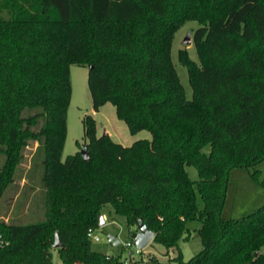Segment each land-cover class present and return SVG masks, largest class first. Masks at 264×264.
<instances>
[{
	"label": "trees",
	"instance_id": "16d2710c",
	"mask_svg": "<svg viewBox=\"0 0 264 264\" xmlns=\"http://www.w3.org/2000/svg\"><path fill=\"white\" fill-rule=\"evenodd\" d=\"M190 20L198 63L178 51L188 99L171 45ZM70 64L88 66L94 111L109 102L132 134L151 139L123 146L97 136L85 115L88 159L60 160ZM29 142L26 178L38 171L42 219L0 218V264H50L54 235L61 264H116L87 236L107 205L128 226L141 218L152 242L177 248L165 264H264V204L221 215L230 171L264 160V0H0V197ZM258 175L250 174L264 187ZM192 222L202 248L184 260L179 241Z\"/></svg>",
	"mask_w": 264,
	"mask_h": 264
},
{
	"label": "rangeland",
	"instance_id": "374dc122",
	"mask_svg": "<svg viewBox=\"0 0 264 264\" xmlns=\"http://www.w3.org/2000/svg\"><path fill=\"white\" fill-rule=\"evenodd\" d=\"M198 27L196 21H186L174 34L171 45V60L177 71L179 80L188 99L192 97V88L188 81L187 69L178 59L179 49H186L192 60L198 63V57L193 44V33ZM189 33L190 43L184 44L183 40ZM88 66L69 65L70 98L66 108V133L61 149L60 160L80 149L87 141L84 135L83 117L91 115L95 120L97 136L110 133V137L123 146L131 145L135 140L151 139L147 130H140L132 134L124 121L115 113V107L107 102L98 111L92 108V101L87 85ZM35 143L29 142L24 150V157L16 172L17 177L11 186H8L0 197V218L4 221L17 223H30L42 219V191L35 187V178L38 171L34 168L29 172L27 183V167ZM191 179H198L194 167L186 168ZM259 171V180L264 178V160L250 168H234L230 171L227 196L222 210V217L237 218L249 214L254 209L264 204V187L251 179L250 174ZM27 183V185H26ZM26 185V186H25ZM35 188V192H29ZM24 189V190H23ZM200 202V200H199ZM105 225L96 229L99 241H91L94 250L103 252L106 259L116 261V264H165L169 258L177 255V248H166L156 242H151L143 250L136 253L132 247L126 246L131 241L130 234L135 230V225L128 226L124 217L114 214L109 205L102 209ZM198 222L189 224L191 231L188 240L179 241V248L183 259L188 260L198 253L202 244L196 229ZM118 237L120 243L111 246L107 240L108 234ZM132 251V252H131ZM50 264H61L57 251L50 247ZM264 254V246L261 249Z\"/></svg>",
	"mask_w": 264,
	"mask_h": 264
},
{
	"label": "water",
	"instance_id": "95a60500",
	"mask_svg": "<svg viewBox=\"0 0 264 264\" xmlns=\"http://www.w3.org/2000/svg\"><path fill=\"white\" fill-rule=\"evenodd\" d=\"M183 43L186 45L190 43L189 33L184 38ZM80 155L83 159H88L89 154H88L86 146H83L80 149ZM133 222L135 224V230L131 232L130 238L136 249L143 250L145 247H147L152 242L154 238V232L150 230L145 224V222H143V220L139 217H133ZM105 223L106 222L103 218V215H99L98 217L99 227L104 226ZM107 240L111 246H117L120 243V240L118 239V237L110 233L107 235ZM52 247L55 249L60 247V242L58 241L57 235H54Z\"/></svg>",
	"mask_w": 264,
	"mask_h": 264
},
{
	"label": "built area",
	"instance_id": "2783aa9c",
	"mask_svg": "<svg viewBox=\"0 0 264 264\" xmlns=\"http://www.w3.org/2000/svg\"><path fill=\"white\" fill-rule=\"evenodd\" d=\"M95 231H96L95 228H89L87 230V236H88V238L91 241L93 240L95 242H98L100 239H99L98 235L95 233ZM6 243H7V241L3 238L2 234L0 233V248H2ZM126 246L132 247L136 253H138L139 251H141V250H138V249L135 248V246L133 245L132 240L130 242H128L126 244Z\"/></svg>",
	"mask_w": 264,
	"mask_h": 264
},
{
	"label": "crops",
	"instance_id": "0c3cea01",
	"mask_svg": "<svg viewBox=\"0 0 264 264\" xmlns=\"http://www.w3.org/2000/svg\"><path fill=\"white\" fill-rule=\"evenodd\" d=\"M110 134V133H109Z\"/></svg>",
	"mask_w": 264,
	"mask_h": 264
}]
</instances>
